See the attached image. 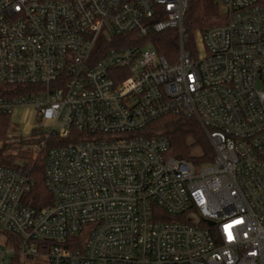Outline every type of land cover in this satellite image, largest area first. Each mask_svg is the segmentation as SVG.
I'll use <instances>...</instances> for the list:
<instances>
[{
	"label": "built area",
	"instance_id": "built-area-1",
	"mask_svg": "<svg viewBox=\"0 0 264 264\" xmlns=\"http://www.w3.org/2000/svg\"><path fill=\"white\" fill-rule=\"evenodd\" d=\"M190 1L0 0V114L33 113L19 136L42 139L53 197L29 207L31 168L0 165L2 264H264V0H215L197 53ZM167 31L173 64L149 38ZM168 115L199 122L212 162L172 154L151 126Z\"/></svg>",
	"mask_w": 264,
	"mask_h": 264
},
{
	"label": "trees",
	"instance_id": "trees-1",
	"mask_svg": "<svg viewBox=\"0 0 264 264\" xmlns=\"http://www.w3.org/2000/svg\"><path fill=\"white\" fill-rule=\"evenodd\" d=\"M225 22V16L215 0H191L184 24L186 35L188 36L186 48L193 49L196 46V34L198 32L223 25ZM149 38L153 42L154 48L159 55L165 57L169 63L173 64L177 61L180 49V36L178 31L154 34ZM129 44V42L122 40L116 46ZM0 88L2 90L4 88L5 90V88L7 89L9 87L0 85ZM32 91L33 87L14 90L16 96H23ZM151 126L154 130L160 131L163 135L169 137L173 155L192 161L197 165L214 160L215 151L210 139L195 118L183 115H168ZM11 131L10 116L0 114V142L5 141ZM36 135L35 133L34 136ZM26 142H28V148L26 150H20L16 154L9 150L8 146L1 147L0 165L13 168L26 165L31 168L36 185L25 197V202L29 207L39 210L51 204L53 200L52 195L45 186V156L47 149H40L41 138L26 139ZM36 145L39 147L37 150L34 149ZM50 146H54V143L51 142ZM195 150H198L199 153H194ZM9 242L18 250L20 244L18 237L9 236ZM29 261H32V259L23 260L17 252L12 257L10 264H30Z\"/></svg>",
	"mask_w": 264,
	"mask_h": 264
},
{
	"label": "rangeland",
	"instance_id": "rangeland-1",
	"mask_svg": "<svg viewBox=\"0 0 264 264\" xmlns=\"http://www.w3.org/2000/svg\"><path fill=\"white\" fill-rule=\"evenodd\" d=\"M220 9H221V12L224 13V9L222 7H220ZM201 32H198L196 34V44H197V42L200 41V33ZM196 46L193 49H189V50L194 52V53H197ZM145 49H152V47H146ZM14 121H15V125H16L17 128L11 123L12 131L9 133L8 138L5 141H1L0 142V148L3 147V146H8L9 148L8 147L7 148L9 150L13 151L16 154L20 150H26L28 148V146H29V145H27L28 142H26V139H24L22 137H18V136H19V132H21L20 131V127L22 125L29 127L33 123L34 115L28 109H26V110H18V113H17ZM18 128H19V131H18ZM154 131L155 132H160V131H156V130H154ZM36 138H37V136H36ZM22 142H23V144H21ZM24 143H25V145H24ZM38 148L39 147H37V145L34 147L35 150H37ZM194 153H199V151L195 150ZM195 219L197 220V218H195ZM0 249H2L4 251H11V248H7L3 241L1 242ZM9 256L7 255L6 257H3L0 254V264H2V260L3 259L8 261ZM42 262H45V259H43V258H35L33 261H29L30 264H43ZM4 264H7V263H4Z\"/></svg>",
	"mask_w": 264,
	"mask_h": 264
}]
</instances>
